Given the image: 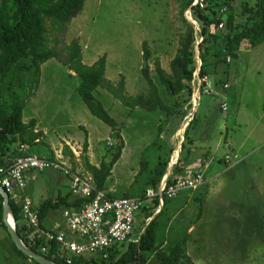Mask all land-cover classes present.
I'll list each match as a JSON object with an SVG mask.
<instances>
[{
  "label": "rangeland",
  "instance_id": "1",
  "mask_svg": "<svg viewBox=\"0 0 264 264\" xmlns=\"http://www.w3.org/2000/svg\"><path fill=\"white\" fill-rule=\"evenodd\" d=\"M186 1L86 0L83 11L73 18L63 32L52 30L49 36L50 45L66 59L65 47L73 40H77L84 63L97 61L106 55L107 80L117 86L124 78L127 94L135 97L149 94L150 87L143 75V68L147 61L151 78L160 96L167 105H172L173 99L156 72V61L160 62L166 73L171 74L170 65L179 48L180 35L186 29L180 14ZM256 1L233 0L225 5L221 0L220 4L232 9L239 21L244 23L247 20V14L244 13L245 6H254ZM184 16L195 26L198 34L196 58L200 64L198 46L202 41L199 36L201 24L195 18L191 8L185 11ZM144 42H148L151 51L149 60L144 57ZM216 48H220L219 43L214 46V49ZM221 67L228 69V78L232 84L229 97L230 111L224 115L219 112L221 102L224 100L222 96L202 94L197 109L199 123L192 129L190 135L195 142L194 147H201V151L209 153L218 170L226 169L221 161H225L227 155L234 156L238 153L239 159L233 160L231 165L246 161L241 171L257 172L249 175L251 187L246 191L245 196H239L240 194L237 196L233 190L235 193L233 200L224 204L222 209L226 213L225 217L233 219L234 222L239 219H251L256 215L262 219L264 217V42L255 48L247 44L240 50L237 59H233L229 64L223 62L220 70H222ZM40 82L35 95L28 100L24 119L28 120V116L35 118L38 125L41 124L45 139L41 138L43 141L41 144L30 146V151L49 158L52 157L51 150L57 154L58 152L55 151H59L63 148L62 145L69 141L78 151L76 152L72 147L77 154L75 156L78 159L76 160L77 171L89 174L83 163L82 151L84 140L87 138L89 141L90 138L91 144L97 148L98 152H94L93 162L98 166L104 160L110 162L119 147L117 133L89 111L78 93L80 77L64 62L54 58L42 66ZM105 87L106 85L99 87L94 93L95 97L117 121L120 136L125 144L107 185L117 197L137 196L138 190L143 189V185H147L149 175L157 163L158 154L166 153L170 147L179 151L183 142L187 144L185 127L191 122L196 112L192 104L193 96L183 95L180 100L182 109L178 110V115L182 116L181 112L187 110L185 118L179 117L180 119L174 118L167 121V114L164 111L128 107L117 100ZM85 123L89 125L86 128L89 136L83 128ZM160 125L164 128L161 135L158 130ZM158 135L162 139L159 140ZM246 138L248 142L242 147L241 143ZM109 141L114 145H108ZM156 142L158 144L154 146ZM229 146H232V149ZM253 151H255L253 156L247 158ZM59 156L60 154L57 157ZM61 156L64 158L63 155ZM69 158L66 159L71 162L72 159ZM142 168H144L143 173ZM37 178L39 179L37 184L46 178L49 180L48 173L38 172ZM254 183L255 188L252 189ZM151 186L153 185H147L145 193ZM39 188L36 187V189ZM38 201L36 198V204ZM213 201L215 200L212 199ZM243 208H247L248 212ZM206 216L211 218V215ZM136 231L133 239L139 238L140 232L137 234L138 231ZM249 231L251 232V229ZM193 237L196 238V233ZM241 240L245 248L252 247L255 255L253 259L256 258L255 264H264V227L258 228L256 235L242 234ZM218 245L226 255H231L230 243L226 242L225 248L223 243ZM234 245L239 244L235 242ZM163 250L168 251V249ZM0 264H32L21 257L8 229L1 223ZM150 264L159 263L152 260ZM232 264H236L235 260H232Z\"/></svg>",
  "mask_w": 264,
  "mask_h": 264
},
{
  "label": "trees",
  "instance_id": "2",
  "mask_svg": "<svg viewBox=\"0 0 264 264\" xmlns=\"http://www.w3.org/2000/svg\"><path fill=\"white\" fill-rule=\"evenodd\" d=\"M220 1L205 0L207 4L205 9L193 6L194 0L185 2L180 14L186 29L180 35V45L170 65L171 74L166 73L160 62L156 61L158 77L173 99V104L167 105L151 78L149 67L143 68V75L150 87L148 96H130L127 94L124 78L117 86L107 80L106 55L93 65H87L83 62V54L77 40H73L71 44L65 47L66 59L56 48L50 45L49 36L52 30L63 32L73 18L83 11L86 0H0V152L2 153L0 155V165L5 164V156L13 157L20 154L18 150H15L17 144L32 146L43 138V132L37 131L38 122L35 118L29 122L24 121V110L27 107L28 100L35 95L39 88L42 66L55 58L64 62L71 71H74L80 77L81 84L78 87V93L89 111L109 125L114 133H117L119 147L110 162L102 161L100 166L90 163L87 138L82 151L84 166L93 177L95 185L100 190H107V181L116 162L122 155L125 144L120 136L117 121L95 97V91L106 85L105 88L128 107H144L149 111H164L167 114V121L174 118L180 119L179 117L181 119L185 118L188 111H182V116H180L178 110L182 109L180 108V106L182 107L180 100L183 95L192 96L191 82L197 69L196 42L198 35L195 26L184 16L188 8L192 9L195 18L201 24L199 36L203 40L198 46L202 61L200 73L203 76L216 77L219 84L224 83L228 73V69L220 70V65L223 62L228 64V57L237 59L245 41H249L253 48L264 42V0H257L254 6H245L244 13L247 14V20L244 23L240 22L237 14L229 8L226 13L219 15L221 9L225 7L220 4ZM222 1L226 5L233 0ZM221 23H224V27L219 29ZM217 43L220 44V48L214 49ZM143 47L144 57L149 60L151 51L148 42H144ZM199 118L198 113H196L185 131V139L188 144H193V138L190 134L192 129L199 123ZM158 130L159 134L162 133L164 130L162 125ZM159 138L162 139L160 135ZM157 144L158 142L153 145ZM159 147L164 149L161 145ZM172 151L173 149H170L169 152L166 150V153L158 154L157 163L150 173L148 185L152 184L157 187L164 179L170 164L169 157ZM64 155L72 159L73 169L76 170V158L68 145H65ZM185 164V159H181L174 168V173H182ZM143 171L144 168L141 172L143 173ZM171 180L169 179L168 182ZM108 195L117 197L110 193ZM143 196H145V188L142 189L140 197ZM124 197L132 196L124 195ZM75 199L77 201L71 195H67L56 200L45 201L39 208L42 226L44 227L43 222L51 211L80 206L84 201V199ZM10 204L17 232L21 239L30 246L26 240V227L23 224L21 209L12 200ZM156 206H158V201H155L153 206L143 211L148 212ZM149 217L147 216V219ZM147 219L143 223L144 231L140 237L110 249L108 258L92 259L84 257L74 264H147L153 255L160 264H194L186 254L187 239L174 244L168 251L163 250L162 244L158 243V219L154 218L149 221ZM0 223L6 227L3 222V197L1 194ZM30 248L58 264H66L63 260L53 258L51 254L42 253L36 247L32 246ZM16 249L25 260L30 261L32 264H40L24 255L17 247Z\"/></svg>",
  "mask_w": 264,
  "mask_h": 264
},
{
  "label": "crops",
  "instance_id": "3",
  "mask_svg": "<svg viewBox=\"0 0 264 264\" xmlns=\"http://www.w3.org/2000/svg\"><path fill=\"white\" fill-rule=\"evenodd\" d=\"M247 44L251 48H253L250 45L249 41H245L241 49L245 48ZM198 59L200 64H198L197 61V69L195 73L197 71L200 72L201 69L202 61L200 59V54ZM232 60L233 59L228 57L227 58L228 64L231 63ZM95 62L96 61L85 62V64L93 65ZM224 70L225 69H222V71ZM208 77L214 83V91L210 95L222 96L224 100L221 102V104L226 102L228 105V109L226 112H224L222 108L221 111L219 109V112H221L222 115L228 114L230 111V101H229L230 90L232 89V84L228 78V73L224 83L222 84H219L217 82L216 77L214 76H208ZM226 84L229 85L227 89L224 88V85ZM192 95H193V87H192ZM199 105L196 107V112L194 113V116L197 113V109ZM28 118H29L28 120L24 119V121L29 122L31 119H33V117H29V116ZM83 126H84L83 128H85V131L88 134V130L86 128L89 125L85 123L83 124ZM187 127H185V131ZM41 130H42L41 124L38 125L37 123V131H41ZM42 139L44 140L45 138ZM42 139L38 141V143L40 144L43 143ZM158 139L160 140L159 135H158ZM247 142L248 139L247 138L244 139V141H242L241 143L242 147L246 145ZM88 143H89L88 156L90 158L89 161L91 164L98 166V164H95L93 162V160L95 159L93 157L94 152L98 153L97 148L91 144L90 138ZM194 143L195 142L193 140V144L189 145L187 143L186 145L185 143V146L183 147L184 144L183 142V144L181 145V149L179 151L175 150V148L173 147H170L168 149V152L170 149H173V151L170 154L169 158L171 162L163 180L190 176L194 172L201 171L206 177V181H207L206 184L196 190L181 191L178 194V196H176L175 198L166 199L163 205L162 204L160 206L158 205L154 209L149 210L148 212L142 211L138 215V220L136 225V229L138 232L136 230L135 231L137 232V234L140 232L139 233V237H140V235L144 231L143 223L147 219V216H150L149 217L150 219L148 218L147 221L157 218L159 221V227L157 231L158 243L162 244L163 249H169L171 246L180 242L181 240L187 239L185 245L186 254L194 264H232V260L233 261L235 260L236 264H244V263L249 264L251 259H253L255 255L254 252L252 251V247L245 248L246 246L242 243L241 236L242 234L245 233L247 234V236H250L251 234L256 235L257 229L264 227V217L260 219L256 215V217H253L251 219L250 218H245L242 220L239 219L236 222H234L233 219L225 217L226 213L223 211L222 208L224 204L233 200L234 197L233 195L235 193L237 194V196L238 194H240L239 196H245L246 191H248L251 187V183H249V175L251 173H257V172L241 171L242 167L245 166L246 161H242L240 163L236 162L235 164L232 165L231 163L229 164L226 163L225 161H221L224 163L226 169L223 171L222 169L218 170L219 168L215 166L214 160H211L209 153H205L204 151H201L200 149L201 147L199 148L194 147L195 146ZM20 145L21 144H17L15 146V150H18ZM65 145H68L70 147V149L73 151L75 156L77 155L75 153L78 151L75 149V147L72 146L69 141H66L64 145H62L63 148H60L59 151L57 150L55 151L56 153L58 152L57 154H55L50 148L51 156H53L54 158L53 157L52 158L49 157V158L55 159L59 154L60 156L63 155L65 160L68 162V164L72 166V170L74 173H78L81 176L90 177L93 180V177L90 174H85L84 172L81 173L77 171V169L76 170L73 169L72 162L66 159L68 157H65L64 155ZM108 145L112 146L114 144L113 142L111 143L109 141ZM27 146H28V150H27L28 154L38 155L36 153L31 152L30 146L29 145ZM72 147L74 148V150H76V152H74ZM229 148L232 149V146H229ZM254 152L255 151L249 153L247 158H249L251 155L253 156ZM235 156H239V154L236 153L234 156H231L232 160H235L234 158ZM181 159H185L186 162L185 169L183 170L182 173L181 172L174 173L173 169L177 164H179ZM41 173H48L49 180L46 178L43 182L41 181L40 184H37L39 180L37 178L38 172L34 171L31 173V182L28 188L26 189V194L30 196L33 202V206L36 209L39 210L41 205L47 200L50 199L56 200L60 197H65L67 195H71V197L75 201H77L75 197H73L71 194L70 177L64 175L60 171H55V170H48ZM147 185L145 186L143 185V188H145V190L147 188ZM36 187H40V188L36 189ZM254 188H255V183L252 186V189ZM106 189H107L105 190L106 192L113 194L115 196V193L113 192L111 187L107 185ZM140 189L138 190V195L132 197L141 196L142 189L141 190ZM233 190L235 193L233 192ZM230 197L232 198L230 199ZM36 198H38L39 200L38 204H36L35 202ZM235 198L237 197L235 196ZM212 199H214L215 201L212 202ZM153 205L154 202H151L149 204V208ZM71 207H78V206H71ZM243 209H245L248 212L247 208H243ZM63 210L64 209L51 211L47 219L43 222L44 227L47 229H53L56 227H61V228L65 227V223L63 220ZM206 215L209 216L211 215V218H207ZM250 229L252 233L249 231ZM195 233H196V238L193 237ZM226 242L230 243V249L232 252L231 255H226L225 251L218 245L223 243V248H225L224 245ZM235 242H238L239 245L235 246L234 245ZM152 260L160 264V262L157 259H155L154 255L151 256L147 264H150ZM255 260L256 258L252 260L251 264L252 263L255 264Z\"/></svg>",
  "mask_w": 264,
  "mask_h": 264
},
{
  "label": "built area",
  "instance_id": "4",
  "mask_svg": "<svg viewBox=\"0 0 264 264\" xmlns=\"http://www.w3.org/2000/svg\"><path fill=\"white\" fill-rule=\"evenodd\" d=\"M193 6L205 9V0H194ZM228 7L221 9L226 13ZM220 29L224 23L220 24ZM193 108L199 105L202 94H212L214 83L199 71L192 80ZM229 85H224L227 89ZM221 108L227 111L228 105L222 103ZM28 146L21 144L19 155L4 157L5 164L0 165V186L6 190L10 201L19 206L23 224L26 227V240L30 247H36L53 258L63 260L66 264H74L81 258H108L110 249L133 239L138 215L151 202L158 201V205L166 199H173L181 191L196 190L206 184L202 172H195L190 176L163 180L157 187L151 186L143 197H110L108 192L100 190L93 180L87 176L74 173L62 156L55 159L28 154ZM2 153L0 152V155ZM235 160L239 156L234 157ZM232 157H225L226 163H232ZM48 170L60 171L71 178V194L84 201L78 207L65 208L63 220L65 227L46 229L41 224L39 210L33 206L32 199L26 194L31 182V173ZM16 225V222H15ZM32 249V248H30ZM33 250V249H32Z\"/></svg>",
  "mask_w": 264,
  "mask_h": 264
},
{
  "label": "water",
  "instance_id": "5",
  "mask_svg": "<svg viewBox=\"0 0 264 264\" xmlns=\"http://www.w3.org/2000/svg\"><path fill=\"white\" fill-rule=\"evenodd\" d=\"M147 67V61L145 62L144 68ZM0 194L3 197V222L5 226L7 227L9 234L11 235V238L13 242L15 243L18 250H20L24 255L28 256L29 258L33 259L34 261L40 263V264H58L53 260L48 259L47 257L36 253L34 250L30 249L24 241L21 239L20 235L17 232L15 221L14 225L12 226L9 223V218L12 217V208L10 204V198L8 193L4 188L0 186ZM14 220V218H13Z\"/></svg>",
  "mask_w": 264,
  "mask_h": 264
},
{
  "label": "bare ground",
  "instance_id": "6",
  "mask_svg": "<svg viewBox=\"0 0 264 264\" xmlns=\"http://www.w3.org/2000/svg\"><path fill=\"white\" fill-rule=\"evenodd\" d=\"M9 223L13 226L14 225V220L12 217L9 218Z\"/></svg>",
  "mask_w": 264,
  "mask_h": 264
},
{
  "label": "clouds",
  "instance_id": "7",
  "mask_svg": "<svg viewBox=\"0 0 264 264\" xmlns=\"http://www.w3.org/2000/svg\"><path fill=\"white\" fill-rule=\"evenodd\" d=\"M15 221V220H14Z\"/></svg>",
  "mask_w": 264,
  "mask_h": 264
}]
</instances>
